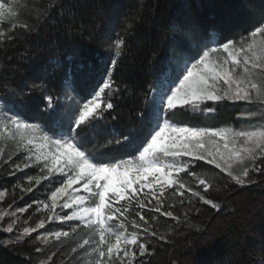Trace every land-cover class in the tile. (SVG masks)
Segmentation results:
<instances>
[{"label": "trees", "instance_id": "trees-1", "mask_svg": "<svg viewBox=\"0 0 264 264\" xmlns=\"http://www.w3.org/2000/svg\"><path fill=\"white\" fill-rule=\"evenodd\" d=\"M12 9L14 17L0 20L4 111L113 163L136 158L147 146L150 117L162 107L155 94L178 82L188 62L213 43H246L264 25V0H15ZM106 82L112 86L100 94L99 115L77 127L78 109ZM249 105L222 99L159 115L161 123L240 130ZM0 149V264H96L94 228L63 219L72 213L63 207L67 195L53 206L51 194L69 173L49 172V161L9 142ZM247 166L241 184L193 158L162 196L154 186L130 202L112 201L124 215L110 226L137 234L129 247L137 255L131 262L123 254L105 256L102 264H264V155ZM200 179L211 185L207 191ZM25 228L35 230L25 234ZM85 239L89 244L81 247Z\"/></svg>", "mask_w": 264, "mask_h": 264}, {"label": "snow or ice", "instance_id": "snow-or-ice-1", "mask_svg": "<svg viewBox=\"0 0 264 264\" xmlns=\"http://www.w3.org/2000/svg\"><path fill=\"white\" fill-rule=\"evenodd\" d=\"M15 15L16 13L10 6L0 3V20L9 19ZM249 35L250 40L246 43L241 42L239 46L235 41H229L223 43L219 48L208 47L207 50L202 51V55L194 63L185 66L179 74L182 75V78H178V82L173 81L168 86L167 92L161 94L162 107L150 117L152 126L144 140L147 146L143 147L135 160H122L118 163L100 161L96 159L95 155L86 154V151L82 150L83 145L78 146L71 139H52L50 136L42 134L37 124L26 122L18 116L14 115L6 120L0 119V142L14 141L18 147L33 145L35 142L36 159L40 160L43 157L49 161L50 167L45 165L49 172L53 170L64 172L67 169L71 173L67 175L62 186L52 192L53 206H55L58 196L72 185L84 181L83 188L89 195L76 196L70 203H65L64 208H72L74 204L77 205V208L71 215H66L63 219L84 221L86 226L94 228L93 234L98 236L97 245L93 248V252L97 253L99 257L96 264H102L105 256L109 260L112 259L114 253L119 256L121 251L123 257H127L129 262L137 255L128 247L137 245V234L113 231L107 225L109 220L118 219L117 214L124 215L120 208L113 206L111 201L118 203L128 199L130 202L136 199L144 188L151 190L156 185L159 186L162 196L165 188L176 182L173 180V170L176 172L185 171L183 165L160 162L157 153H163L170 157L186 156L207 160L209 164H215V167L222 171L231 169L234 161L240 163L254 161L258 150L264 153V129L232 132V130L208 131L191 127H177L167 118H164L161 123L159 115L165 108L174 113L178 106L192 105L195 108L204 101L233 99L256 100L264 103V81L258 82L253 78L252 72V69L264 70V25L255 28ZM122 43V41H118L117 45ZM221 53H226L227 56L224 57L220 55ZM237 68H242V71L237 73ZM221 84L225 87H221ZM111 86V83H104L99 93L83 103L78 109V117L74 122L77 127L99 115L97 110L101 109L102 105L100 94ZM47 100L51 105L52 97H47ZM106 107L111 109L113 105L108 103ZM216 137L226 142L220 145L215 139H212ZM206 138L208 139L206 140ZM117 143L120 142L117 141ZM206 144L211 148H206ZM49 145L55 148L54 152H40L41 149L47 148ZM228 175L237 183H245L241 175H234L232 171H228ZM242 175L248 176L247 168L243 169ZM149 176L154 178L151 182L141 183L147 181ZM199 183L205 186V191L211 186L204 179H200ZM135 185H139V187L137 188ZM152 194L154 195V193ZM3 195L0 193V198ZM195 195L199 196L200 193L197 192ZM201 198L203 199V197ZM86 200H91L87 206H85ZM207 203H212V201L209 200ZM139 204L143 207V200H140ZM24 210L21 209V211ZM156 211H160V209L157 208ZM164 215L172 216L173 213L168 211ZM140 219L144 220V217L140 216ZM132 223L139 227L135 221ZM37 227H43V221ZM123 227L121 223L120 228L123 229ZM12 230V226L9 225L7 231L11 232ZM34 230L25 228L23 231L28 234ZM61 235L68 236L69 233H55L57 238ZM87 244H89V240L85 239L81 247ZM145 252V245L139 244V255L142 257Z\"/></svg>", "mask_w": 264, "mask_h": 264}, {"label": "rangeland", "instance_id": "rangeland-1", "mask_svg": "<svg viewBox=\"0 0 264 264\" xmlns=\"http://www.w3.org/2000/svg\"><path fill=\"white\" fill-rule=\"evenodd\" d=\"M15 0H0V3H4L6 6H10L12 8V5L14 3ZM250 40V38H249ZM222 45H218V44H212L210 47H221ZM220 55L226 57L227 54L226 53H221ZM242 59V58H241ZM196 60L194 61H190L188 62L186 65L187 66H190L191 63H194ZM185 65V66H186ZM231 67V66H230ZM249 68H251V66L249 65ZM237 73H240L242 71V68H237L236 69ZM252 72H253V78L256 79L258 82L259 81H264V70H261V69H252ZM169 86V85H168ZM168 86H164L161 90L159 89L155 95H158L159 93V98H158V101L160 102L161 104V100H160V96L162 93L164 92H167V89H168ZM221 87H225L223 84L220 85ZM95 95H93L94 97ZM232 101H236V100H233V99H230ZM246 101V100H244ZM205 102H208V101H204L203 103ZM248 102L250 105L247 106V115L246 117H244L246 119V125L240 129V130H235L233 128H228V127H222V128H216V129H207V128H198V129H203V130H208V131H224V130H232V132H240V131H254V130H262L264 129V103L260 102V101H256V100H253V101H246ZM202 104V103H200ZM162 105V104H161ZM14 115H11V114H8L7 112L4 111V108L3 106L1 105L0 103V119H9L10 117H12ZM16 116V115H15ZM175 125V124H174ZM39 126V125H38ZM177 127H188V126H179V125H175ZM40 130H41V133L44 134V135H48L46 133V131L41 127L39 126ZM49 136V135H48ZM52 139H67V138H64V137H58V138H53L51 137ZM208 138H206L207 140ZM212 139H215L217 141L218 144L220 145H223L226 141L225 140H221L219 137H216V138H212ZM4 142H9L10 144L14 145L15 148H19V147H22L23 149L25 150H28L30 151L31 154H34L35 156L37 155V152H36V148H35V142L33 145H21V146H17L16 145V142L14 141H10V140H6ZM74 143V142H73ZM165 143H167V140H165ZM229 146L231 147V143L229 141ZM206 148H211L210 145L206 144ZM214 150V149H213ZM55 151V148L51 145H49L47 148H44V149H41L40 152L42 153H46V152H54ZM157 158L160 160V162L162 163H170V164H180V165H183L185 166V169L188 167V164L190 163L191 159L195 158V157H186V156H180V157H170V156H165L163 153H157ZM264 155V153H261L257 152V156L256 157H259V156H262ZM139 156V155H138ZM137 158V157H136ZM136 158H125V159H122L123 161H127V160H135ZM41 159H43V157H41ZM45 160V159H43ZM120 160V161H122ZM118 161V162H120ZM207 161V160H206ZM117 162V163H118ZM250 161H244L243 163H240V162H233V167L231 169H228L226 172L228 171H232L234 175H241L242 179H244L246 176H243L242 175V172H243V169L244 168H247L249 169V166H247V164L249 163ZM65 172H68L67 169H65ZM69 173V172H68ZM180 172H176L175 170H173V180L176 178V176L179 174ZM71 173H69L70 175ZM158 175V174H157ZM154 178L152 176H149L148 177V180L147 181H142L141 183H148V182H151ZM83 183L84 181H81L79 184H74L72 185V187L68 188L63 194H61L60 196L57 197L58 198H62L64 196H66V200L65 202L63 203V205L65 203H70L71 200L73 198H75L76 196H88L89 194L87 192H85L84 188H83ZM135 187H139V185H135ZM156 187H159L158 185H156ZM112 202V201H111ZM115 202V201H113ZM112 202V203H113ZM91 203V200H86L85 201V206H87L88 204ZM113 206H114V203H113ZM116 207V206H114ZM77 208V205H73L72 208H69V209H72V212L74 210H76ZM65 209H68V208H65ZM71 215V214H70ZM110 221L109 220L107 222V225L109 227L110 226ZM84 222V221H83ZM85 223V222H84ZM113 229V231H123V230H118V229H115L113 227H111ZM124 232V231H123ZM126 234V233H125ZM130 247V246H128ZM123 254V252L121 251L119 256ZM115 256H118L116 255L115 253L113 254Z\"/></svg>", "mask_w": 264, "mask_h": 264}]
</instances>
